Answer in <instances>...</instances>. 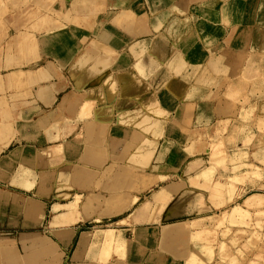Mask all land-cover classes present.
I'll return each mask as SVG.
<instances>
[{
  "label": "crops",
  "instance_id": "crops-1",
  "mask_svg": "<svg viewBox=\"0 0 264 264\" xmlns=\"http://www.w3.org/2000/svg\"><path fill=\"white\" fill-rule=\"evenodd\" d=\"M229 137L264 146V0H0V264H264L186 219L253 214L255 165L173 180Z\"/></svg>",
  "mask_w": 264,
  "mask_h": 264
},
{
  "label": "rangeland",
  "instance_id": "rangeland-1",
  "mask_svg": "<svg viewBox=\"0 0 264 264\" xmlns=\"http://www.w3.org/2000/svg\"><path fill=\"white\" fill-rule=\"evenodd\" d=\"M224 140L225 141L222 142V139L219 138L216 143L211 142L212 139H210L208 151L206 152L208 156L204 154V162L206 165L205 168L208 165L207 168L210 169L208 172L209 174H212L211 176H207L206 178H203L201 176H192L186 178L185 176L178 175L174 177L173 180L178 182L179 185L182 186V188L184 187V189H189L191 187L197 188L198 186L204 184V190L206 188V185H214L219 181V184H224L226 190H229L228 192H225V196L231 201L232 198L236 195V193L233 192V185L236 184L243 187L245 182L248 181V168L251 167L250 169H252L253 171L249 175L257 182L256 188H254L253 190L258 191L259 193H264V146L257 145V148L259 150L262 149V151L258 150L257 156L251 160L249 157V153L250 149L255 152L253 146L234 144V140L231 137ZM196 157L200 159V154ZM189 162L182 163L179 168H182V170L187 167L192 168V165H188ZM234 163L237 164L236 168H234L233 166ZM249 163H251V165H255L256 167H249ZM223 165L225 166L222 167ZM216 167H221L222 173H224L226 176L229 174L232 175L233 173L240 174V181H233L232 177H225L224 179V176L218 177L217 175H214L215 172L213 171V168L216 169ZM184 191L187 192V190ZM192 193L187 194L183 192L181 193V195L184 197H192ZM194 194L195 195H193V198H195V200H199V204L202 207L203 204H205L204 196L206 195L203 192ZM209 195L218 196V194L215 192L213 193V195L212 192H209L208 198L206 199L207 203L208 200H211ZM220 195H222V193H219V196ZM239 201L240 200H237L233 203H237L238 205L241 203ZM233 203L228 204L224 208L211 209L208 212L205 211L204 213H196L186 219L191 220L199 218L209 213L208 215L213 216V219L211 221H207L204 224L205 226L203 225V227L211 231L213 240L217 238V241L224 243L220 248L221 252L225 253L224 258L231 261L234 257L236 260L242 262L247 263L251 260L254 263H258L264 256V202L260 201L256 203V206L253 209V214L250 215L247 212V214H245L243 217H235L238 218L239 221V223L235 225L230 222V218L228 217L227 213Z\"/></svg>",
  "mask_w": 264,
  "mask_h": 264
},
{
  "label": "bare ground",
  "instance_id": "bare-ground-1",
  "mask_svg": "<svg viewBox=\"0 0 264 264\" xmlns=\"http://www.w3.org/2000/svg\"><path fill=\"white\" fill-rule=\"evenodd\" d=\"M163 196H165V195H163ZM143 215V214H142Z\"/></svg>",
  "mask_w": 264,
  "mask_h": 264
}]
</instances>
